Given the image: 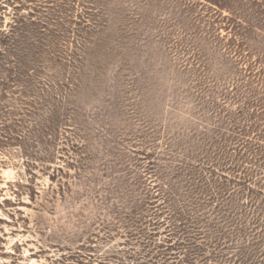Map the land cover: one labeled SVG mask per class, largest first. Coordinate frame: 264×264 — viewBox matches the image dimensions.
Wrapping results in <instances>:
<instances>
[{
  "label": "rangeland",
  "instance_id": "1",
  "mask_svg": "<svg viewBox=\"0 0 264 264\" xmlns=\"http://www.w3.org/2000/svg\"><path fill=\"white\" fill-rule=\"evenodd\" d=\"M260 10L0 0V264H264Z\"/></svg>",
  "mask_w": 264,
  "mask_h": 264
},
{
  "label": "trees",
  "instance_id": "2",
  "mask_svg": "<svg viewBox=\"0 0 264 264\" xmlns=\"http://www.w3.org/2000/svg\"><path fill=\"white\" fill-rule=\"evenodd\" d=\"M246 2H249V3H251V5H255V6H257V7H261V12L260 11H258V13H260V15H264V0H245ZM214 2H216V1H214ZM218 4H220V5H222V3L221 2H219ZM244 21V20H243ZM244 24L245 25H249L250 26V23L248 22V21H244ZM262 28H264V26L262 27ZM244 132V131H243ZM247 133V132H246ZM246 133H244V134H241V133H239V134H241V135H244L245 136V134ZM236 145H238L237 147L240 149V150H244L245 149V151L247 152H249L250 151V153L252 152V151H255V152H260V149H259V147L258 148H253V144L252 143H250V142H248L247 140H245V139H243V140H237V143H235V146ZM238 151V150H237ZM242 156L243 155H241V154H239V157L240 158H242ZM233 156H231L230 158H232ZM230 166V165H229ZM235 171V170H234ZM246 180V179H245Z\"/></svg>",
  "mask_w": 264,
  "mask_h": 264
}]
</instances>
